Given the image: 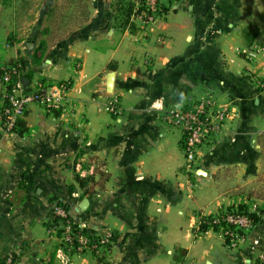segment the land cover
<instances>
[{
    "label": "crops",
    "instance_id": "crops-1",
    "mask_svg": "<svg viewBox=\"0 0 264 264\" xmlns=\"http://www.w3.org/2000/svg\"><path fill=\"white\" fill-rule=\"evenodd\" d=\"M118 1L91 0V14L73 16L79 25L54 47L34 42L47 18L34 20L36 0L0 2V61L23 64L29 81L72 78L78 99L67 123L31 104L0 142V260L61 264L52 212L62 205L93 235L113 232L112 264H259L264 212L238 251L200 220L245 205L240 189L261 178L264 90L242 52L264 41V0H161L146 28L134 17L141 0H130L132 27L117 22ZM15 22L25 25L12 39ZM113 97L120 117L106 110ZM207 97L230 115L190 171L183 132L165 115ZM77 176L93 179L86 195ZM72 264L100 263L87 251Z\"/></svg>",
    "mask_w": 264,
    "mask_h": 264
},
{
    "label": "built area",
    "instance_id": "built-area-1",
    "mask_svg": "<svg viewBox=\"0 0 264 264\" xmlns=\"http://www.w3.org/2000/svg\"><path fill=\"white\" fill-rule=\"evenodd\" d=\"M142 10L135 11L134 17L141 20L143 28L156 22L162 12L161 0H143ZM163 41V38H158ZM251 65L250 75L256 80V86L264 90V41L254 42L242 52ZM151 65V58L146 59ZM0 142L6 136L18 132L20 122L31 104L38 105L42 111L54 115L62 122H71L76 115L78 99L77 89L72 78L61 81L44 79L27 80L23 75L20 62L0 61ZM106 110L116 117L124 114V108L118 97H113ZM230 109L212 98H203L191 108L169 110L165 119L183 132L182 149L187 169H197L200 150L207 141H211L225 128ZM258 205H246L244 208L231 207L214 215L208 222L211 229L225 239L232 250H239L246 242L249 233L255 227L253 215L259 214ZM54 220L60 222V245L57 257L61 264H72L74 254L92 252L97 258H107L114 240L113 232L95 236L88 231L87 224L71 217L67 209L57 205L53 212ZM204 217V216H203ZM203 217L200 225L204 222ZM264 264V255L258 259ZM1 264H15V256L9 254Z\"/></svg>",
    "mask_w": 264,
    "mask_h": 264
},
{
    "label": "rangeland",
    "instance_id": "rangeland-1",
    "mask_svg": "<svg viewBox=\"0 0 264 264\" xmlns=\"http://www.w3.org/2000/svg\"><path fill=\"white\" fill-rule=\"evenodd\" d=\"M22 2L23 0H0L1 4L11 5L12 2ZM37 6L34 10V20L39 16L47 15L45 21L41 23L40 29L41 34L34 41L35 43H40L43 41L47 47H54L58 43L65 40L64 37L69 31L73 30L74 27L79 25L78 20L76 19L73 22V16H80L81 18H87L91 14V0H36ZM21 7H18L17 14L21 10ZM22 13V12H21ZM79 18V17H77ZM36 23H32L31 26ZM25 24L16 23L15 31L11 34L12 39L13 36L17 33L16 31L19 28H23ZM32 31V27L28 29H24L25 33H30ZM23 30V29H22ZM61 35V36H60ZM33 38V37H32ZM31 38V39H32ZM11 40V38L9 39ZM47 58V56H43ZM262 144L264 146V139L262 140ZM264 167L261 168V178L254 183H251L249 186H245L240 189L241 194L246 197L248 205H258V211L264 212V176H262V171ZM239 191V192H240ZM217 232V231H216ZM218 233V232H217ZM219 234V233H218Z\"/></svg>",
    "mask_w": 264,
    "mask_h": 264
},
{
    "label": "trees",
    "instance_id": "trees-1",
    "mask_svg": "<svg viewBox=\"0 0 264 264\" xmlns=\"http://www.w3.org/2000/svg\"><path fill=\"white\" fill-rule=\"evenodd\" d=\"M141 1H142L141 7L139 8V11L142 10L144 7V2H143V0H141ZM117 5H118L117 16H116L117 22L120 23L121 26L132 27V25L130 23V18L134 13V9H135L134 3H132V1H130V0H119ZM250 29H251V27H248L247 29H245V34L247 33V30H250ZM20 124H21V122H20ZM77 182L79 183V186L84 189V191H85L84 194L86 195L88 193V187L93 182V179L90 176L89 177L77 176ZM69 191H70V193H73V191H74L73 186H71L69 188ZM239 207L244 208L246 206L240 205ZM253 217H254L255 224H256L259 221L258 214H254ZM213 218H214V215L203 217L204 222L201 224V231L206 232V231L211 229L208 222L212 221ZM98 260H99L100 264H112V263L106 261L105 258H98ZM2 261H3V259L0 260V264L2 263Z\"/></svg>",
    "mask_w": 264,
    "mask_h": 264
},
{
    "label": "water",
    "instance_id": "water-1",
    "mask_svg": "<svg viewBox=\"0 0 264 264\" xmlns=\"http://www.w3.org/2000/svg\"><path fill=\"white\" fill-rule=\"evenodd\" d=\"M112 80V79H111ZM90 204V200L86 199L83 204L81 205V209L85 211L87 209V206Z\"/></svg>",
    "mask_w": 264,
    "mask_h": 264
}]
</instances>
